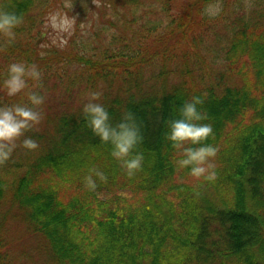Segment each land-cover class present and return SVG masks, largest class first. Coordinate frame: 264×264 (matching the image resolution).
Returning a JSON list of instances; mask_svg holds the SVG:
<instances>
[{
    "label": "trees",
    "instance_id": "trees-1",
    "mask_svg": "<svg viewBox=\"0 0 264 264\" xmlns=\"http://www.w3.org/2000/svg\"><path fill=\"white\" fill-rule=\"evenodd\" d=\"M209 2L0 0L23 18L14 45L0 35V83L16 60L42 70V88L0 90V104L45 96L24 134L38 146L22 136L0 163V264H264V0H221L215 17ZM55 10L75 25L39 46ZM92 91L112 123L134 114L144 160L133 176L84 118ZM193 95L213 126L201 143L218 148L214 180L180 168L166 137ZM91 168L107 176L94 190Z\"/></svg>",
    "mask_w": 264,
    "mask_h": 264
},
{
    "label": "clouds",
    "instance_id": "clouds-1",
    "mask_svg": "<svg viewBox=\"0 0 264 264\" xmlns=\"http://www.w3.org/2000/svg\"><path fill=\"white\" fill-rule=\"evenodd\" d=\"M222 11L221 0H213L206 4L203 14L215 17ZM51 27L58 32H70L76 22V17L68 12L49 14ZM23 22L21 15L0 8V35L5 37L7 43H12L16 38V28ZM7 77L0 83V90L8 96L22 93L29 84L41 87L42 70L36 64L16 60L7 66ZM100 91L88 94L87 102L82 106L84 118L92 132L100 138L101 142L112 144L111 155L119 160L128 176H133L143 166L144 154L133 153L134 147L142 139L140 128L136 123L134 114L124 112L121 119L112 123L111 113L99 98ZM28 104L7 103L0 104V163L7 161L15 148L17 140L23 136L22 144L29 149L38 146V142L31 136L24 135L26 130L38 125L42 114L38 106L42 105L45 96L41 92L29 91ZM203 103L202 95H193L191 100L185 101L179 108L178 118H168L167 139L179 150L177 165L180 168L189 167V172L194 177L204 176L205 179L214 180L216 177L215 164L211 159L218 151L212 144L201 143L213 132L211 123L207 120V113L201 111L198 105ZM190 142L192 146H186ZM101 181L107 179L106 174L97 168H91L84 177L86 186L94 190L97 187L96 178Z\"/></svg>",
    "mask_w": 264,
    "mask_h": 264
},
{
    "label": "rangeland",
    "instance_id": "rangeland-1",
    "mask_svg": "<svg viewBox=\"0 0 264 264\" xmlns=\"http://www.w3.org/2000/svg\"><path fill=\"white\" fill-rule=\"evenodd\" d=\"M96 5H98V3L96 2ZM52 13H60V14H63L64 12H62L61 10H55L54 12ZM49 16L47 17V19L45 20V23H44V36H41L42 40L40 39L38 45L39 46H45V45H50L51 43L52 44H60V43H63L65 37L70 33V32H58L57 30L53 29L49 23V20H48ZM43 31H41V33L43 34ZM4 41L5 40V37L3 39ZM16 42L15 40L12 42V43H4L5 46H8V45H14ZM2 44V43H0ZM6 50V49H5ZM4 50H2L1 46H0V63H2L3 66H5L8 62V60H5L3 58V56L1 55ZM2 52V53H1ZM6 56V55H5ZM22 230V229H21ZM23 232V231H21Z\"/></svg>",
    "mask_w": 264,
    "mask_h": 264
}]
</instances>
